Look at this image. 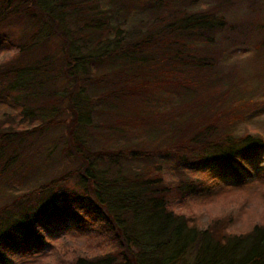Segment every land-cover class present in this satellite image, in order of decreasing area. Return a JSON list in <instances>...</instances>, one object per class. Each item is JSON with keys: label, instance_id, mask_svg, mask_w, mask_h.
Listing matches in <instances>:
<instances>
[{"label": "trees", "instance_id": "obj_1", "mask_svg": "<svg viewBox=\"0 0 264 264\" xmlns=\"http://www.w3.org/2000/svg\"><path fill=\"white\" fill-rule=\"evenodd\" d=\"M230 1L0 0V264L70 230L90 248L71 264H264V213L239 222L264 154L244 125L264 103V8L235 20ZM251 34L248 75L222 60Z\"/></svg>", "mask_w": 264, "mask_h": 264}, {"label": "rangeland", "instance_id": "obj_2", "mask_svg": "<svg viewBox=\"0 0 264 264\" xmlns=\"http://www.w3.org/2000/svg\"><path fill=\"white\" fill-rule=\"evenodd\" d=\"M210 2V1H208ZM214 2V0H213ZM230 6L228 7L229 16L235 20H251L253 23L257 22L258 19H263V17H259L260 11L251 12V4H255L258 9L264 8V0H231ZM248 21H246V24ZM20 28L14 29V36L13 38L19 39L22 35ZM250 40L244 43L238 44L237 47L233 48V50L229 51L223 58L222 62L225 65L231 66L235 65L241 68L246 74L252 75L253 72L256 71L258 68L259 61L256 59L255 56V40L257 36L250 35ZM9 47L8 45H3L0 47V58L3 57L6 53H8ZM255 60V61H254ZM258 86L259 89L257 91V98L264 101V76L260 79H255V85ZM7 107V108H6ZM8 108L12 109V105L10 102H5L0 104L1 111H6ZM259 109L256 110L254 113L250 114L247 117L245 122V127L249 128L253 131H259L264 134V103L258 107ZM105 115L103 113L95 112L93 114V121L94 124L99 125L100 123L105 122ZM61 130H52L49 132L46 142L52 144L53 140L56 139L59 135ZM89 132V131H88ZM94 139V136H92ZM57 156L55 157L54 161L52 162L51 166L48 165V171L53 172L55 170L58 171L60 165L58 161H55ZM251 163H254L255 166L248 168L253 173L247 176V185L243 187L241 191L245 194L239 201H246L245 202V210L243 211L242 216L239 219L240 225L248 223V221H254L259 219L261 215L264 213V192L257 184H252L255 180V173L261 170L264 165V154L251 159ZM165 172L168 175H174V168L172 162L166 165ZM198 175L207 174L206 172H197ZM234 180L231 177L224 178V184H231ZM236 206H239L237 204ZM224 210L221 207V204H217L216 207L212 208L210 211L212 213L217 214L219 211ZM202 223L207 222V217H204ZM48 244L44 246L43 250L35 255H21L16 256L14 259L17 264H71V253L74 249L77 250L78 253L86 254L89 253L90 248L86 245V235L82 233H77L74 230H70L68 232L64 231H57V232H49L47 233Z\"/></svg>", "mask_w": 264, "mask_h": 264}]
</instances>
